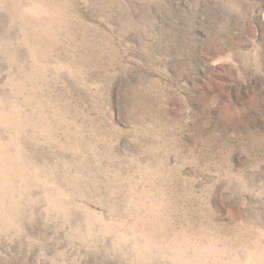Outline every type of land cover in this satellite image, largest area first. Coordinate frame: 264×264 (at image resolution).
<instances>
[{"label":"rangeland","instance_id":"obj_1","mask_svg":"<svg viewBox=\"0 0 264 264\" xmlns=\"http://www.w3.org/2000/svg\"><path fill=\"white\" fill-rule=\"evenodd\" d=\"M0 264H264V0H0Z\"/></svg>","mask_w":264,"mask_h":264}]
</instances>
